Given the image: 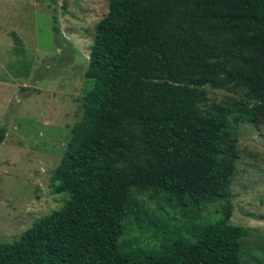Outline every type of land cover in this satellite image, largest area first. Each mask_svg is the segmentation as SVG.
<instances>
[{
	"label": "trees",
	"instance_id": "1",
	"mask_svg": "<svg viewBox=\"0 0 264 264\" xmlns=\"http://www.w3.org/2000/svg\"><path fill=\"white\" fill-rule=\"evenodd\" d=\"M85 78V113L52 178L69 200L0 242V264H242L234 135L264 123V0H110ZM208 87L244 93L235 109L203 110ZM131 186L223 201L222 217L190 239L121 249Z\"/></svg>",
	"mask_w": 264,
	"mask_h": 264
},
{
	"label": "rangeland",
	"instance_id": "2",
	"mask_svg": "<svg viewBox=\"0 0 264 264\" xmlns=\"http://www.w3.org/2000/svg\"><path fill=\"white\" fill-rule=\"evenodd\" d=\"M110 0H0V242L12 243L63 208L52 178L85 113V78L96 24ZM244 91L208 87L203 110L227 111ZM231 224L245 230L242 264H264V123L240 122ZM121 249L190 239L221 219L223 201L194 206L188 197L147 186L127 190Z\"/></svg>",
	"mask_w": 264,
	"mask_h": 264
}]
</instances>
